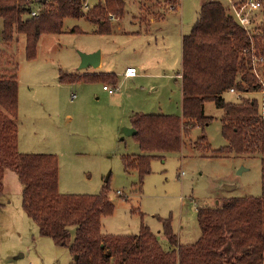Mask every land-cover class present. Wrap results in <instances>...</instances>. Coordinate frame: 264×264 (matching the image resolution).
<instances>
[{
    "label": "rangeland",
    "instance_id": "1",
    "mask_svg": "<svg viewBox=\"0 0 264 264\" xmlns=\"http://www.w3.org/2000/svg\"><path fill=\"white\" fill-rule=\"evenodd\" d=\"M203 1L179 0V10L168 11L160 20L143 11L140 0H126L124 16L112 18L116 30L105 34L97 32L98 23L85 17L67 18L61 33L41 36L31 60L26 57L25 35L18 43H3L0 18V76L12 72L14 59L18 63V149L57 155L61 193L99 194L108 189L114 209L102 218L104 233L134 235L146 225L168 249L161 219H171L180 241L193 243L200 235L198 207L263 193L260 155L218 151L227 141L222 134L223 111L213 102L205 105L206 115L213 118L205 130L195 127L184 134L180 151L156 154L142 183L138 171L127 172L123 166L124 155L142 154L137 139L122 133L131 127L133 113L182 116L178 76L182 41L197 21ZM96 2L86 0L84 10ZM96 50L102 53V66L77 72L79 51ZM128 66L137 69L136 77L125 78ZM62 71L77 76L113 72L120 81L115 93L109 94L103 86H111L110 82H61ZM244 96L262 100L259 92ZM225 97L238 100L231 93ZM203 134L211 146L204 152L196 147ZM22 189L16 171L6 169L0 197L4 204L0 209V264H73L70 245H58L41 235L27 216ZM74 233L73 228L71 243Z\"/></svg>",
    "mask_w": 264,
    "mask_h": 264
},
{
    "label": "trees",
    "instance_id": "2",
    "mask_svg": "<svg viewBox=\"0 0 264 264\" xmlns=\"http://www.w3.org/2000/svg\"><path fill=\"white\" fill-rule=\"evenodd\" d=\"M262 2L261 21L251 37L230 16L224 1L208 0L201 5L197 21L182 41L178 74L182 116L133 113L131 124L137 130L134 137L142 154L122 158L124 169L138 171L142 183L156 154L180 151L184 134L195 127L205 130L213 120L206 115L205 105L213 102L223 111L222 134L227 141L218 151L262 157L261 196L233 197L219 206L198 207L200 235L193 243H182L171 219H161L168 249L146 225L134 235L104 233L102 218L114 209L108 189L99 194L61 193L57 155L19 151V81L14 59L10 62L12 72L0 76V197L6 169L15 170L23 186L25 213L41 235L58 245H70L72 254L78 256L73 264H264V61L261 77L252 64L254 56L264 59ZM140 4L143 11L160 20L180 6L179 0H140ZM85 6L86 0H0L2 41L8 46L25 35L26 57L31 60L41 36L61 33L67 18L85 17L98 23L97 32L105 34L116 30L112 18L121 19L126 12V0H97L88 11ZM34 10H38L36 16H32ZM59 78L67 83L96 80L113 86L120 81L114 73L77 76L62 71ZM231 89L237 101L226 99ZM250 92L262 93L261 102L244 96ZM196 147L203 152L211 149L206 135L198 138ZM2 206L0 202V209Z\"/></svg>",
    "mask_w": 264,
    "mask_h": 264
},
{
    "label": "built area",
    "instance_id": "3",
    "mask_svg": "<svg viewBox=\"0 0 264 264\" xmlns=\"http://www.w3.org/2000/svg\"><path fill=\"white\" fill-rule=\"evenodd\" d=\"M219 1V0H212ZM224 1V0H222ZM227 7L229 8L230 16L235 19V21L248 33L251 37L258 30V23L261 21L263 2L262 0H227ZM38 10L32 12V16H36ZM264 61L263 57L253 58V70L260 77L258 72H260V67ZM125 76L132 78L137 76L138 71L135 67H128L125 70ZM104 90L108 91L110 94H114L117 90V86L104 85ZM231 93L235 90L231 89Z\"/></svg>",
    "mask_w": 264,
    "mask_h": 264
},
{
    "label": "water",
    "instance_id": "4",
    "mask_svg": "<svg viewBox=\"0 0 264 264\" xmlns=\"http://www.w3.org/2000/svg\"><path fill=\"white\" fill-rule=\"evenodd\" d=\"M79 56H80V64L76 69L77 72L84 71L90 68L96 70L100 67L101 59H102V53L100 50H96L93 52L79 51ZM122 133L125 136H135L137 130L134 127H125L123 128ZM77 259L78 256H75V260Z\"/></svg>",
    "mask_w": 264,
    "mask_h": 264
},
{
    "label": "crops",
    "instance_id": "5",
    "mask_svg": "<svg viewBox=\"0 0 264 264\" xmlns=\"http://www.w3.org/2000/svg\"><path fill=\"white\" fill-rule=\"evenodd\" d=\"M205 1H208V0H205ZM205 1H203V3H204ZM203 3H202V4H203ZM165 16H166V15H165ZM164 18H165V17H164ZM161 20H162V19H161ZM153 21H156V20L154 19ZM100 66H102V60H101V64H100ZM128 67H132V66H128ZM128 67H127V68H128ZM125 70H126V69H125ZM103 73H104V74H108V73L110 74V73H113V72H103ZM124 73H125V71H124ZM114 74H117V73H114ZM117 75H118V74H117ZM124 76H125V74H124ZM178 76H179V75H178ZM135 77H136V76H135ZM125 78L129 79V77H126V76H125ZM132 78H133V77H132ZM18 81H19V80H18ZM180 87H181V86H180ZM103 89H104V86H103ZM104 91H106V90H104ZM107 92H108V91H107ZM108 93H109V92H108ZM181 93H182V87H181ZM230 93H231V92H230ZM109 94H110V93H109ZM231 94H233V93H231ZM233 95H235V94H233ZM236 96H237V95H236ZM182 97H183V96H182ZM131 127H133L132 124H131Z\"/></svg>",
    "mask_w": 264,
    "mask_h": 264
}]
</instances>
